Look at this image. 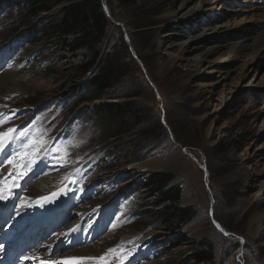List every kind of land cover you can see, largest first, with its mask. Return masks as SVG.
Wrapping results in <instances>:
<instances>
[{"label":"rangeland","instance_id":"1","mask_svg":"<svg viewBox=\"0 0 264 264\" xmlns=\"http://www.w3.org/2000/svg\"><path fill=\"white\" fill-rule=\"evenodd\" d=\"M5 1L11 5L0 9V110L18 111L0 132L17 123L45 128L44 149L38 145L50 160H61L50 176L32 175L20 186L46 192L55 179L62 178L59 190L69 177L81 179L83 187L79 182L67 191L80 196L73 210L82 214L86 244L95 242L102 255L98 264H264V46H234L263 34L264 0H101L109 19L103 51L117 48L122 36L131 62L126 60L119 82L90 104L133 102L143 122L131 135L107 138L81 116L70 141L57 134L79 106L64 105L52 113L54 120L30 119L29 106L53 100L50 106L60 110L86 77L71 78L81 57L61 49L58 38L36 34L51 12L25 18L23 0ZM188 9L193 11L186 17H170ZM27 32L28 41H16ZM191 38L201 43L188 46ZM10 54L11 63L4 59ZM64 92L69 93L59 100ZM17 141L11 143L19 152ZM85 160L93 166L89 174ZM156 171L172 177L167 188H180L174 206L188 210L184 218L160 214L158 193L144 184ZM202 250L211 260L201 261Z\"/></svg>","mask_w":264,"mask_h":264},{"label":"trees","instance_id":"2","mask_svg":"<svg viewBox=\"0 0 264 264\" xmlns=\"http://www.w3.org/2000/svg\"><path fill=\"white\" fill-rule=\"evenodd\" d=\"M20 9L24 10L25 18H37L40 14L51 12L49 22L40 29L37 28L36 34H41L45 38H58L61 49L69 51L72 55L78 53L81 57L80 63H76L75 66L73 64L71 68V78L75 80L86 77L79 89L65 102V107L67 105L80 107L79 111L73 110L72 118L82 116L84 121H89L90 125L100 132L101 136L105 135L107 138L131 135L130 131L134 125L143 122L142 117L137 118L138 111L134 110L133 102L100 100L101 102L97 104H90L119 82L125 74L126 60L130 59L122 36L117 38L120 40L117 48L109 52L103 51L102 45L107 37L109 19L101 0H23ZM30 33L24 34V38L32 37ZM27 103L32 102L28 100ZM65 107L60 111H64ZM134 114V118L137 119L130 125L128 118ZM171 130L177 141L186 142L176 128L171 127ZM113 149L114 147L111 151ZM171 178L163 172H151L146 176L144 184L158 193L157 201H160L159 211L162 216L174 213L173 217L184 218L188 210L186 211V208L177 210L174 206L179 199L180 188L176 185L167 188ZM199 256L203 262L211 260L209 253L204 250L199 252Z\"/></svg>","mask_w":264,"mask_h":264},{"label":"bare ground","instance_id":"3","mask_svg":"<svg viewBox=\"0 0 264 264\" xmlns=\"http://www.w3.org/2000/svg\"><path fill=\"white\" fill-rule=\"evenodd\" d=\"M253 7V6H251ZM255 7V6H254ZM193 10L188 9L185 11H174L171 13V18L174 21H177L183 17L188 16L189 13H191ZM262 16V15H261ZM264 17V16H262ZM262 30V29H261ZM260 30V31H261ZM259 34V33H258ZM168 37V36H167ZM198 37V36H197ZM250 38V37H249ZM174 38L172 37L171 40ZM241 40V39H240ZM244 39H242L243 42ZM242 42H236L234 44L235 48L237 50H242L244 48L248 47H255L256 45H260V47L264 46V26H263V34L261 36H257L254 42L251 43H242ZM189 45L193 48H196L198 44L201 42L198 40H194L193 38L190 39L188 42ZM217 46V45H216ZM191 47V48H192ZM213 46H210L206 49V51H203L204 53L210 52V49H212ZM261 50V49H260ZM201 58L199 60V64H201ZM0 84H4V81L0 79ZM58 95L59 100L64 98V95ZM35 174L34 176H36ZM41 179H45V175L41 176ZM17 191V194L20 197L31 195L30 198L36 197L37 204H38V211L36 213H30L26 207L19 208V207H13L6 202L0 201V211L7 212V216L9 215L10 218H12L15 223V227H19V229L16 230L15 238H18L20 236L25 237V239L30 240L31 239V245L33 247L29 248L24 254L22 255V260L19 264H52V262H56V264H98L101 260L102 255L96 254V245L95 242L91 244V246L88 247V245L82 246L80 248H75V245L68 247V252L65 255H57L55 258L50 257L53 255L55 250L57 249V240L64 235V233L58 234V237L52 238L48 237L45 239V242L40 244L38 242L40 235L36 236V232L40 228V230L43 231L44 226L51 225L53 223V220L56 217L57 209L59 208V201L61 199V194H58L56 196H51L48 200H39V197H46L47 195H42L43 192H45V189L42 188H34L32 186L25 187L20 186L15 189ZM19 211L20 215L17 216L16 212ZM34 216V220L32 221L30 219V216ZM258 221L257 218H254L251 221V228L249 229L253 235L255 234V227L257 225ZM28 225V228H25V225ZM2 223L0 222V233L2 232L3 228L1 229ZM69 230V229H67ZM76 237L74 238V240ZM27 257L28 259H25Z\"/></svg>","mask_w":264,"mask_h":264},{"label":"snow or ice","instance_id":"4","mask_svg":"<svg viewBox=\"0 0 264 264\" xmlns=\"http://www.w3.org/2000/svg\"><path fill=\"white\" fill-rule=\"evenodd\" d=\"M3 122V121H0ZM26 131H20L18 136L24 137L26 135ZM5 139L7 141L11 142L13 140H17L18 137L16 135V129L15 128H9L6 132H0V153L7 151V146L5 144ZM27 156L26 152H16L13 150L10 156L7 158V163L11 164L13 161H18V163L15 165L16 167L21 169L20 175H26L27 173L23 171V169L27 168L28 170H31L32 165L35 163V161H26L25 157ZM0 163H4L3 160H0ZM12 173H9L8 177H0V201H7L9 198L13 195L14 190L19 187L18 184L13 182L11 186L8 185V180L11 179ZM61 192H65L64 189H61ZM59 193H52L51 195L54 197L58 195ZM51 197H39V200H48ZM21 206L26 207L27 205L24 204L23 201H21ZM15 207V206H14ZM16 215L19 216V211L16 212ZM219 227V225H217ZM221 231H223L221 229ZM225 235H228V233H224ZM2 247V245H0ZM112 251V250H110ZM25 259H28L25 257ZM52 264H56V262H52Z\"/></svg>","mask_w":264,"mask_h":264},{"label":"water","instance_id":"5","mask_svg":"<svg viewBox=\"0 0 264 264\" xmlns=\"http://www.w3.org/2000/svg\"><path fill=\"white\" fill-rule=\"evenodd\" d=\"M103 8H104V10H106V7H105V6H104ZM115 25H117V23H115ZM64 93H65V92H64ZM64 93H63V94H64Z\"/></svg>","mask_w":264,"mask_h":264}]
</instances>
